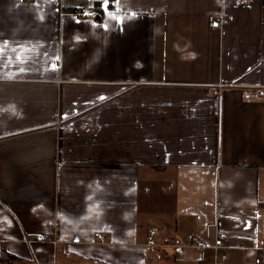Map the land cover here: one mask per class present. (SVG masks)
<instances>
[{"label": "crops", "instance_id": "0c3cea01", "mask_svg": "<svg viewBox=\"0 0 264 264\" xmlns=\"http://www.w3.org/2000/svg\"><path fill=\"white\" fill-rule=\"evenodd\" d=\"M112 11L0 0V264H264V0Z\"/></svg>", "mask_w": 264, "mask_h": 264}, {"label": "built area", "instance_id": "2783aa9c", "mask_svg": "<svg viewBox=\"0 0 264 264\" xmlns=\"http://www.w3.org/2000/svg\"><path fill=\"white\" fill-rule=\"evenodd\" d=\"M76 15L81 16V17H88V18H92V19H96L98 17L97 13L94 10L91 9H83L81 12H77ZM212 24L214 26H220V22L218 20L213 21ZM253 96L254 97H258V96H264V87H260L254 90L253 92ZM156 234V231L153 229H150L149 231V241L148 243L150 245L154 244V236ZM96 236H98L100 239L103 238V236L100 233H96ZM27 237H34L37 241H46L48 240V237L45 233L39 232V233H29L27 235ZM190 240H192L193 245L198 248L199 250H202L206 247V243L204 241L201 240H195L194 237L191 235L190 236ZM67 254H69V252H67Z\"/></svg>", "mask_w": 264, "mask_h": 264}, {"label": "snow or ice", "instance_id": "6c2138e0", "mask_svg": "<svg viewBox=\"0 0 264 264\" xmlns=\"http://www.w3.org/2000/svg\"><path fill=\"white\" fill-rule=\"evenodd\" d=\"M107 4H108V0H103V6L105 7L106 10H107ZM113 4H114V11L108 12L107 14L109 15L110 18L116 19L119 22H123V19L125 17H122L120 13L123 8L124 0H113ZM133 15L135 14L133 13ZM21 71H23V69H21Z\"/></svg>", "mask_w": 264, "mask_h": 264}, {"label": "rangeland", "instance_id": "374dc122", "mask_svg": "<svg viewBox=\"0 0 264 264\" xmlns=\"http://www.w3.org/2000/svg\"><path fill=\"white\" fill-rule=\"evenodd\" d=\"M162 193L160 192V195ZM165 198H161V201H160V209L161 211H165V212H168V214H170V209H171V203H172V198H173V195L170 194V195H164Z\"/></svg>", "mask_w": 264, "mask_h": 264}, {"label": "trees", "instance_id": "16d2710c", "mask_svg": "<svg viewBox=\"0 0 264 264\" xmlns=\"http://www.w3.org/2000/svg\"><path fill=\"white\" fill-rule=\"evenodd\" d=\"M17 257L15 255L5 253V249H3L0 253V262H12Z\"/></svg>", "mask_w": 264, "mask_h": 264}]
</instances>
